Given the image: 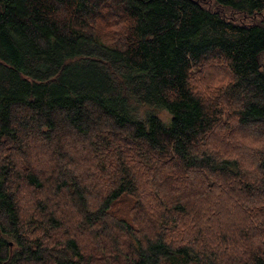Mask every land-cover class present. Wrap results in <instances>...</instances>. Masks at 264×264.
Instances as JSON below:
<instances>
[{
  "label": "trees",
  "instance_id": "trees-1",
  "mask_svg": "<svg viewBox=\"0 0 264 264\" xmlns=\"http://www.w3.org/2000/svg\"><path fill=\"white\" fill-rule=\"evenodd\" d=\"M0 264H264V0H0Z\"/></svg>",
  "mask_w": 264,
  "mask_h": 264
},
{
  "label": "rangeland",
  "instance_id": "rangeland-1",
  "mask_svg": "<svg viewBox=\"0 0 264 264\" xmlns=\"http://www.w3.org/2000/svg\"><path fill=\"white\" fill-rule=\"evenodd\" d=\"M208 66H209L208 64H204V66L202 65L200 67H196L193 70L192 82L194 84L195 81H196L195 79L197 77L199 85L203 89V91L206 94V96H208L211 99H214L217 96H219L220 87L223 85V83L226 80V78L221 76L222 73L224 72L223 70H221L220 76H219V75H217V74H219V72L218 73L210 72ZM210 74L213 76V79H210ZM215 101H219L220 102L219 99H216ZM161 117L164 120H168L169 115L166 112V110H163L161 112ZM235 121H236V119H234L232 112L230 111L229 108H227L225 106L224 115L222 117L223 125L218 127L216 133H214V134L209 136V137H211L210 141L212 142V144H214L213 147L224 148L222 146V142H229V144L232 145V144H236V143H239V142L242 141V138H241L242 137V132L239 130V127H238V125H236ZM29 152L33 153L32 155L30 154V156L36 157L39 154V148L37 147V148H35V149H33V150L29 151ZM85 153H86V155L81 154L80 156H82L84 158L85 157L87 158L88 157L87 155L89 154V152L85 151ZM64 158L68 159L67 155H64ZM77 158H79V156H77ZM101 159L104 160V157L102 156ZM133 159H134V155L133 154H129L128 157H127V161L129 163H132ZM80 161H81V159H79V161L77 163H79ZM82 162H84V160H82ZM107 163H108V165L110 167H112V169L115 168L114 164H115V166L117 165L116 159H113V158H107ZM151 164H155V163H150V164L147 163L145 167L150 168ZM71 165H72V168H77V165H75L73 162H72ZM155 165H156V167L154 169H152L153 171H156L157 169H160L159 165H157V164H155ZM80 166L81 165H79V167ZM35 192H30V195H32ZM25 200H27V199H25ZM24 205H27V203L24 202ZM241 213H242V210H241ZM141 215L144 216V219H146L147 214H141ZM215 218H214V220H215ZM54 231H57V230H54ZM222 236L223 235H221V237ZM87 241L91 242V240H89L88 237L84 236V242L86 244H87ZM233 248H235V247L233 246Z\"/></svg>",
  "mask_w": 264,
  "mask_h": 264
}]
</instances>
